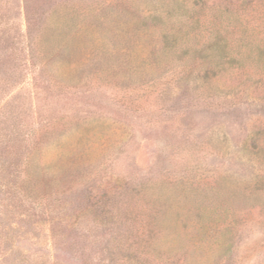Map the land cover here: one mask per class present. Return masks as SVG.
I'll use <instances>...</instances> for the list:
<instances>
[{
    "label": "rangeland",
    "instance_id": "rangeland-1",
    "mask_svg": "<svg viewBox=\"0 0 264 264\" xmlns=\"http://www.w3.org/2000/svg\"><path fill=\"white\" fill-rule=\"evenodd\" d=\"M255 1L0 0V264H264Z\"/></svg>",
    "mask_w": 264,
    "mask_h": 264
},
{
    "label": "trees",
    "instance_id": "trees-1",
    "mask_svg": "<svg viewBox=\"0 0 264 264\" xmlns=\"http://www.w3.org/2000/svg\"><path fill=\"white\" fill-rule=\"evenodd\" d=\"M255 2H261L260 0H256ZM257 53L260 55L261 54V51L256 49ZM262 191L264 192V190L262 189ZM261 191V192H262ZM254 204H256V206H262L263 203L261 202V196L260 197H256V199H254ZM228 248V247H227ZM228 250V249H227Z\"/></svg>",
    "mask_w": 264,
    "mask_h": 264
}]
</instances>
